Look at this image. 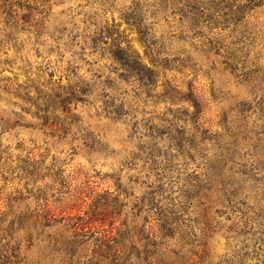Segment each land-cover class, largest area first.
Masks as SVG:
<instances>
[{
  "label": "clouds",
  "instance_id": "obj_1",
  "mask_svg": "<svg viewBox=\"0 0 264 264\" xmlns=\"http://www.w3.org/2000/svg\"><path fill=\"white\" fill-rule=\"evenodd\" d=\"M0 264H264V0H0Z\"/></svg>",
  "mask_w": 264,
  "mask_h": 264
},
{
  "label": "rangeland",
  "instance_id": "obj_2",
  "mask_svg": "<svg viewBox=\"0 0 264 264\" xmlns=\"http://www.w3.org/2000/svg\"><path fill=\"white\" fill-rule=\"evenodd\" d=\"M96 223H99V221H97ZM105 228H107L108 227V225L107 224H104L103 225Z\"/></svg>",
  "mask_w": 264,
  "mask_h": 264
}]
</instances>
